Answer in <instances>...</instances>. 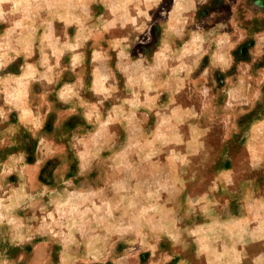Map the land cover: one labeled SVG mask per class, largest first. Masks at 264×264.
Listing matches in <instances>:
<instances>
[{
  "label": "rangeland",
  "instance_id": "1",
  "mask_svg": "<svg viewBox=\"0 0 264 264\" xmlns=\"http://www.w3.org/2000/svg\"><path fill=\"white\" fill-rule=\"evenodd\" d=\"M4 261L264 264V0H0Z\"/></svg>",
  "mask_w": 264,
  "mask_h": 264
},
{
  "label": "clouds",
  "instance_id": "2",
  "mask_svg": "<svg viewBox=\"0 0 264 264\" xmlns=\"http://www.w3.org/2000/svg\"><path fill=\"white\" fill-rule=\"evenodd\" d=\"M233 10L235 11V8ZM245 18H247V16ZM4 264H7V261H4Z\"/></svg>",
  "mask_w": 264,
  "mask_h": 264
}]
</instances>
